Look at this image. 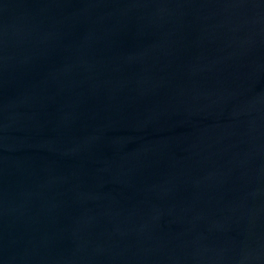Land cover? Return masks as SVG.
Segmentation results:
<instances>
[{
  "label": "water",
  "instance_id": "water-1",
  "mask_svg": "<svg viewBox=\"0 0 264 264\" xmlns=\"http://www.w3.org/2000/svg\"><path fill=\"white\" fill-rule=\"evenodd\" d=\"M0 264H264V0H0Z\"/></svg>",
  "mask_w": 264,
  "mask_h": 264
}]
</instances>
